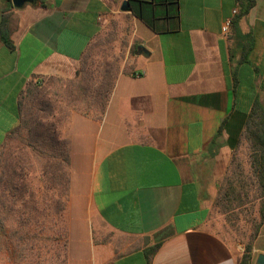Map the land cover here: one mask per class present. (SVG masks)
<instances>
[{
	"label": "crops",
	"instance_id": "crops-1",
	"mask_svg": "<svg viewBox=\"0 0 264 264\" xmlns=\"http://www.w3.org/2000/svg\"><path fill=\"white\" fill-rule=\"evenodd\" d=\"M124 1L0 0V163L10 138L63 142L74 262L238 264L243 244L213 230L212 201L263 77L264 0L238 19L249 49L221 29L243 0H177L173 26L158 18L163 32ZM260 253L264 219L251 264Z\"/></svg>",
	"mask_w": 264,
	"mask_h": 264
},
{
	"label": "trees",
	"instance_id": "trees-1",
	"mask_svg": "<svg viewBox=\"0 0 264 264\" xmlns=\"http://www.w3.org/2000/svg\"><path fill=\"white\" fill-rule=\"evenodd\" d=\"M253 3L254 0H243L239 12L232 17L230 26L236 37L244 39L247 48L251 47V36L250 34H242L239 31L238 19L248 12ZM130 8L136 17L156 32L165 30L161 28L162 25L159 24L158 18L164 19L172 26L178 18L177 0H131ZM31 93H33L32 89H28V94ZM29 127L35 129L38 126L35 123L29 125ZM47 139L50 140L47 141ZM14 140L16 143L21 144L20 147L23 145V147H28L35 152L41 163L39 174L33 175V177L30 176L33 168H35L28 162L30 159L16 156L18 158L12 162L9 157H6L0 163L2 167L0 183L4 185L5 190L17 192L14 195L21 197V201L27 197V194L25 195L23 191H29V187L26 185L31 183L34 187L31 196L39 199L38 202L41 205H47L44 199L48 197L60 199L62 195L63 202L61 204L59 202L54 203L53 200L43 209L38 207L40 211L48 209L47 213L50 215L49 211L53 206L55 211L52 213V219L54 220L57 217L58 220V218L64 216L65 205L63 203L68 194V178L65 167L69 162V158L65 148H63V142H59L58 138H10L7 144L9 149H11ZM244 140L247 144V152L243 158H240L237 150L232 152L226 173L217 183V192L212 201V209L219 210L218 212L223 216L233 213V218L226 216L225 221L232 228L238 220V215L234 214L236 210L247 207L246 205L254 209V206L258 205L254 216H251L253 215L251 209L249 219H245L248 229L235 237L243 244V251L238 264H251L253 239L257 236L264 219V73L247 115ZM32 208L37 212L38 208L36 206ZM37 223L38 231H43V223L39 221ZM6 226V222L0 219V232L3 233L2 235L9 234ZM18 231L15 229L11 232L17 238V243L20 244V241H24L26 237L23 232L19 234ZM31 232H33L32 236H38L33 229ZM171 233L172 229L170 227H165L154 233L150 238L152 243L146 249L147 255H152ZM9 236L11 237L10 234ZM145 239L147 241L149 238L146 237ZM61 244L62 247H65L66 243L62 241Z\"/></svg>",
	"mask_w": 264,
	"mask_h": 264
},
{
	"label": "rangeland",
	"instance_id": "rangeland-1",
	"mask_svg": "<svg viewBox=\"0 0 264 264\" xmlns=\"http://www.w3.org/2000/svg\"><path fill=\"white\" fill-rule=\"evenodd\" d=\"M100 49L102 51L100 54H111L112 49L110 47L107 49ZM119 49L120 51L123 50L122 47ZM104 51H107V53H104ZM119 54L121 56V53ZM118 55H116L117 58ZM12 143L11 149L7 151V157H9V160L14 162L19 156L24 159H30L29 153L21 149L20 143H16L15 140ZM246 152L247 144L242 142V145L237 150V153L240 158H243ZM28 162L30 161L28 160ZM26 186L29 187V191H23L25 195L27 194V197L21 201V197L14 195L17 192L5 190L6 188L4 185L0 183V219H3L6 222V228L8 233L11 235V237L9 234L2 235L3 233L0 232V264H80L74 262L78 261V259L72 260L73 256H70L69 254L70 233L68 229L67 198L65 197L66 199L63 203L65 205L63 212L64 216L58 218V220L57 217H55L53 220L52 213L55 211L53 206L50 208V215L47 213L48 209L40 211L39 208L43 209L47 207V205L53 200L54 203L59 202L61 204L63 202V196L61 195L60 199L48 197L44 199L47 205H41L38 202L39 199L31 196L34 192V187L32 184L28 183ZM54 203L52 204L54 205ZM34 206L37 208L39 207L37 212L33 210L32 207ZM246 206L247 207L234 212L235 215H238V220L235 222V225L232 228L225 221L226 216L233 218V213L223 216L218 212L219 210L213 209V213L215 215V218L212 222L213 230L222 238L228 240L230 243L238 242V239L235 237L239 233L248 229L245 219H249V211L252 208H250L249 205ZM257 208L258 205L256 204L254 209H252L253 215L251 216H254V212H256ZM38 221L43 223V231H38ZM15 229L19 230V234H22V232L25 234L26 239L24 241L21 240L20 244L17 243V238L12 235L11 231ZM32 229L38 234V236H32ZM77 231V226L72 229V250H75L77 247L74 242ZM101 232L104 236V239L124 240L123 237L117 235L115 232L109 230L105 226L101 227ZM62 241L66 243L65 247H62Z\"/></svg>",
	"mask_w": 264,
	"mask_h": 264
},
{
	"label": "water",
	"instance_id": "water-1",
	"mask_svg": "<svg viewBox=\"0 0 264 264\" xmlns=\"http://www.w3.org/2000/svg\"><path fill=\"white\" fill-rule=\"evenodd\" d=\"M22 0H13L15 5H18ZM123 10H130V6L127 1L123 2ZM257 264H264V254L260 253L257 255Z\"/></svg>",
	"mask_w": 264,
	"mask_h": 264
},
{
	"label": "built area",
	"instance_id": "built-area-1",
	"mask_svg": "<svg viewBox=\"0 0 264 264\" xmlns=\"http://www.w3.org/2000/svg\"><path fill=\"white\" fill-rule=\"evenodd\" d=\"M230 26H231V18H228L224 21L223 25H222V33L227 34L230 30Z\"/></svg>",
	"mask_w": 264,
	"mask_h": 264
}]
</instances>
